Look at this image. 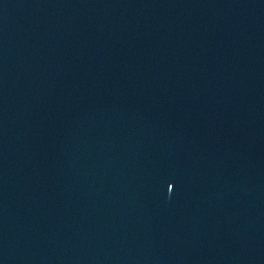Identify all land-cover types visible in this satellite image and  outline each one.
<instances>
[{
	"label": "water",
	"instance_id": "water-1",
	"mask_svg": "<svg viewBox=\"0 0 264 264\" xmlns=\"http://www.w3.org/2000/svg\"><path fill=\"white\" fill-rule=\"evenodd\" d=\"M0 264H264V0H0Z\"/></svg>",
	"mask_w": 264,
	"mask_h": 264
}]
</instances>
